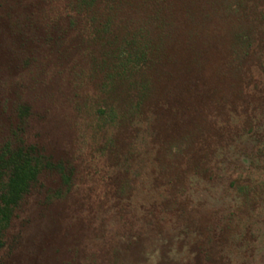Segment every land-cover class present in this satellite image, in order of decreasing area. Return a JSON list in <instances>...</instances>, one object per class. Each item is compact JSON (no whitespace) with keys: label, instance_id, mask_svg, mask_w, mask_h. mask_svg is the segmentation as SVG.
I'll list each match as a JSON object with an SVG mask.
<instances>
[{"label":"trees","instance_id":"1","mask_svg":"<svg viewBox=\"0 0 264 264\" xmlns=\"http://www.w3.org/2000/svg\"><path fill=\"white\" fill-rule=\"evenodd\" d=\"M263 31L264 0H0V117L6 121L0 130H8L5 140H0V264L127 263L110 258V252L114 253L108 243L94 251L92 263L84 262L89 239L80 232H73L72 240L65 242L63 252L69 253L68 260L59 257L56 249L63 240L44 231L43 225L70 206L76 205L75 210L88 207L97 189L94 183L82 182L77 169L51 145L28 144L26 130L39 126L46 130L41 122L51 112V101L41 96L45 99L36 103L33 92L27 101H17L13 114H7L10 97L17 93L6 78L26 64L33 71L60 69L71 78L77 71L80 81L86 79L99 88L104 108H98L96 115H106L110 127L136 125L138 130L133 129L141 134L166 130L167 140H173L183 125L186 130L191 128L194 134L189 131V135L195 138L190 141L202 145L195 153L176 157L181 168L177 178L187 185L201 178L216 183L218 165L202 169L192 159L203 158L205 148L213 158L235 150L233 161L227 164L245 169L255 164L256 153H262L251 150L263 148L264 129L242 137L236 118L239 106L244 104V113L255 114L259 110L255 104L264 99ZM67 34L77 38L75 45L65 42ZM224 56H230V64ZM65 82L67 88H60L58 81L53 85L65 112L62 125L78 127L74 121L79 110L78 90L71 79ZM193 110L200 116L199 125L189 123L194 117L187 115ZM154 137L160 139L162 134ZM99 150H105L101 152L122 174L138 175L148 164L146 156L135 158L139 156L135 145L120 143L116 137ZM160 161L155 160L157 174L167 191L174 182L162 177L172 166L162 167ZM108 179L112 192L111 207L106 209L112 219L116 216L112 208L124 212L130 206L118 201L123 195L116 193L114 178ZM141 179L146 187L148 179ZM228 187L246 200L260 197L254 188L237 180ZM118 189L122 191V187ZM175 193L158 201V212L195 224V210ZM130 195L134 198L135 191ZM243 231L231 238L218 230L203 234L204 262L247 264L253 249ZM163 263L179 264L169 254L157 258L156 264Z\"/></svg>","mask_w":264,"mask_h":264},{"label":"rangeland","instance_id":"2","mask_svg":"<svg viewBox=\"0 0 264 264\" xmlns=\"http://www.w3.org/2000/svg\"><path fill=\"white\" fill-rule=\"evenodd\" d=\"M73 36L67 34L65 42L75 45L77 38ZM229 57L224 56V59L230 64ZM62 73L66 72L60 69L44 71L35 69L33 71L32 67L26 64L15 75L5 79L8 85H11L9 86L10 89L15 86L12 89L18 94L10 97L11 107L6 111L7 114H13L17 101H27L33 92V96L36 94L34 97L36 103L37 100L45 99L41 96H47L46 99L51 101V112L49 115L47 113L45 120L41 122L46 130H40V126H36L38 128L33 130H26L28 144L36 141L51 145L54 151L77 169V174L83 180L82 182L87 185L94 183L97 189V195L94 194L88 207L75 210L76 205L70 206L68 210L66 208L60 215L53 216L49 220L50 222L43 225L44 231H48L49 234H56L61 237L60 241L63 240L56 249L60 252L59 257L68 260L69 253L66 255L63 252L67 249L65 242L70 239L73 232H80L89 239L85 244L88 254L84 257V262L92 263L95 258L93 256L94 251H99L101 244L108 243L112 246L110 249L114 256L111 252V255H108L110 258H116L119 263L131 261L139 262L138 264L144 262L156 264L158 257L169 254L179 264H218L204 262L202 256L203 243L200 237L205 233L213 234L215 230H218L219 233L231 238V236H237L241 233L240 231L244 230L242 232L243 237L247 240L246 242H250L253 249L251 259L247 261V264H264V144L262 145L263 148L258 149V151L251 150L252 153H262L255 154V164L247 169L227 164V161H233L235 150L230 151L231 155L224 154L222 158L219 156L213 158L209 155L211 153L207 151V148L204 147L206 149H204L206 152L202 153V157H204L197 159L194 156L195 158L192 159H195L202 169L207 170L216 163L218 170L215 171L219 174L220 179L216 183H211L202 178L193 179L188 185L183 184L177 178L179 175L176 174L180 173L181 168L177 166L175 160L177 161L182 156L186 157V154L195 153L202 145L196 140L190 141L193 135L190 136L189 131L194 132L191 128L186 130L183 125L179 130H176L173 140L166 139L168 136L166 130H144L141 134L138 133L136 125L133 126L137 130L133 129V126L124 127L121 125L112 128L104 119L107 117L106 115L104 117L96 115L98 108H104L99 88L92 87L86 79L80 81L77 71L72 78L69 75H62ZM85 73L87 72L85 71ZM66 78L71 79L73 82L71 84L78 90L79 110L77 111L78 114H75L74 120L78 123V127L66 128L62 125L65 112L61 110L60 100L54 95L56 86L53 85L57 81L61 84L60 88L69 86L68 82H65ZM251 85L248 89H251ZM71 90L68 91L69 96L73 94L74 89ZM237 91L241 90L237 89ZM237 100L235 101L237 104H242ZM255 105L259 108L255 114L252 112L244 113L245 106L243 104V107L242 105L239 106L241 111H238V117L235 115L238 125L242 128L239 130L242 137H245L252 130L263 131L264 129V120L261 119L264 112V99ZM189 117L190 119L195 118L189 122L192 125L202 123L196 110L190 111L187 115V118ZM104 120L106 125L103 124L105 123ZM5 123L3 116L0 117V124ZM156 133H159L160 136L162 134V137L160 139L154 137ZM6 134H8V130H0L1 141L5 140ZM163 134H166L164 138ZM114 137L120 143L123 141L135 145L139 153V156L135 158L147 157L148 164L138 175H126L120 171H115L113 160L111 162V159L102 153L105 150H99L102 146L106 147L109 140ZM151 156L155 160L161 159L160 166L166 167L168 163L173 168H170L167 175L162 177H167L174 182L167 191L161 187L156 162ZM225 164L228 165V169L222 170L221 168ZM144 172L146 174H143ZM141 176L148 179L144 184L146 187L142 185ZM108 178H114V183L117 186L116 193L123 195L118 201L122 202L123 205L128 204L130 206L123 208L124 212L118 207L112 208L115 211L113 213L116 214L112 219L109 218L110 215L106 209L111 205L109 198L112 192ZM233 180H237L249 188H254L255 194H259L260 197L255 200H246L243 195L236 194L228 187ZM118 186L122 187V191L118 189ZM132 190L135 191V197L131 199ZM175 192H178L181 198L184 196L189 207L195 210L192 214L196 220L195 224L193 221L185 223L171 214L165 215L158 212V201L163 196L176 194ZM29 235L27 236L31 237Z\"/></svg>","mask_w":264,"mask_h":264}]
</instances>
